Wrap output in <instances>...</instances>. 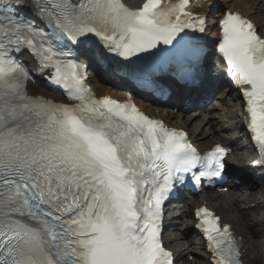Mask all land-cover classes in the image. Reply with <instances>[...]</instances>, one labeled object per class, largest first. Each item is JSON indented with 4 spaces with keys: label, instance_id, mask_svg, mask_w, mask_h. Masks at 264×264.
<instances>
[{
    "label": "snow or ice",
    "instance_id": "1",
    "mask_svg": "<svg viewBox=\"0 0 264 264\" xmlns=\"http://www.w3.org/2000/svg\"><path fill=\"white\" fill-rule=\"evenodd\" d=\"M32 3L53 27L51 39L42 37L39 45L38 33L15 18L14 7L0 6V264H173L160 241L161 206L198 165L200 176H219L227 150L218 145L201 157L185 133L134 105L94 98L83 86L85 65L71 60L55 61L52 80L79 103L31 99L23 90L28 73L7 58L3 41L24 42L42 60H100L102 54L87 48L53 47L65 37L79 44L91 33L130 60L161 43L178 47L185 29L204 31V20L193 22L191 0H144L136 10L122 0ZM220 28L218 50L242 88L257 163H264V38L234 13ZM200 176L193 174L196 183ZM196 215L214 264H240L229 227L205 208Z\"/></svg>",
    "mask_w": 264,
    "mask_h": 264
},
{
    "label": "bare ground",
    "instance_id": "2",
    "mask_svg": "<svg viewBox=\"0 0 264 264\" xmlns=\"http://www.w3.org/2000/svg\"><path fill=\"white\" fill-rule=\"evenodd\" d=\"M15 1L21 5V0ZM141 1L142 0H123L128 7L133 9L138 8ZM258 1L259 0H218V3L213 7L212 13L214 16L211 15V18L215 19L220 17L218 11L222 9L236 12L242 17L250 20L259 30L257 32L261 38H264V4H257ZM198 14H202V16L206 15L203 10L199 11ZM208 25L209 30L212 32L211 21ZM213 35L214 32L209 38L213 37ZM209 65L208 63V65L205 66L206 72L208 70L210 74L214 76L220 74L219 71L214 72V70L209 69ZM89 66L94 68L95 72L91 74L88 83L97 96H111L116 99L124 100V94L121 92V83H117L106 71L96 67L93 63H90ZM212 89L211 87L205 88L201 85L193 90H173L171 98L161 103V105H165L167 109L152 107L148 103L142 102L140 99H135L134 101L138 104L140 110L161 118L170 127L187 130L190 139L201 151L209 150L213 145H221L231 149L232 158L227 160L229 174H232L234 170L238 173L237 169L241 168L242 172L244 171L246 173L244 177H240L242 180L246 177L247 181L248 178H250V173L248 172L250 159H248L244 137L240 133V122L230 113L227 106L224 104L225 101H227L231 107H235L232 104L231 97L228 98L224 93H220L215 98V101L221 104L218 109L224 111V115L218 112L205 114L203 111L192 113L190 116L192 118H190L187 117L188 115L184 116L182 113L174 112V110L178 109L186 111V107L183 105L184 102L189 103L190 107L199 105L200 102L208 98L212 92L215 91V89ZM27 93L32 97L40 95L49 97L53 101H60L55 96L56 93L50 92L40 84H37V81H34V84H28ZM171 101H173L174 105L170 104ZM213 109L212 107L207 108L206 111H212ZM226 132H229V135H225ZM232 160H236V163L230 162ZM233 189L235 188L229 189L226 194H218L216 192L200 194L197 198L191 200L189 204L190 208L197 209L201 204H204L220 218L222 224L231 227L234 235L240 239L243 264H264V200L259 201L256 198L252 200L240 198L239 194L244 190H238V194H236L233 193ZM254 196H258V193L254 194ZM252 204H254L253 208H251ZM173 207L175 206H172V208ZM173 216L171 225L173 226L172 230L174 233L176 231V233L173 234L170 232L171 234L165 237L164 244L166 248L173 250L176 264H188L186 259L190 254L201 259V261H199L197 258L194 264H210L209 256L203 251V243L201 241H194L193 239L186 241L190 232H193L192 226H194L190 220V209L186 206H182L181 211L173 213ZM246 218H248L247 222L249 223H246ZM184 219L189 221L184 222ZM252 239L262 240L263 246L250 243ZM192 246L195 247L193 248Z\"/></svg>",
    "mask_w": 264,
    "mask_h": 264
},
{
    "label": "rangeland",
    "instance_id": "3",
    "mask_svg": "<svg viewBox=\"0 0 264 264\" xmlns=\"http://www.w3.org/2000/svg\"><path fill=\"white\" fill-rule=\"evenodd\" d=\"M264 4V0H259L258 2H257V4ZM257 31H259L258 29H257ZM211 77H212V75H210ZM217 76V75H216ZM166 109V108H165ZM185 116V115H184ZM187 207L190 209V205L188 204L187 205ZM177 210L176 209H174V212H176ZM247 219L248 218H246L245 219V221H246V223H249V222H247ZM186 220L184 219V222H185ZM187 222V221H186ZM189 227V226H188ZM190 228V227H189ZM173 233V232H172ZM173 234H175V233H173ZM177 234H178V231H177ZM188 239L186 240V241H188L189 239H193L194 241H196L197 239L194 237V235H192L191 233L188 235V237H187ZM250 243H252V244H255V245H259V246H263V241L261 240V241H259V240H250ZM193 247V246H192ZM195 247V246H194ZM193 247V248H194ZM197 258L199 259V257H197V256H195V255H193V254H190V256L189 257H187V259H186V262L188 263V264H194V262L195 261H197ZM199 261H201V259H199ZM198 261V262H199Z\"/></svg>",
    "mask_w": 264,
    "mask_h": 264
}]
</instances>
